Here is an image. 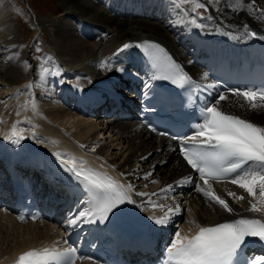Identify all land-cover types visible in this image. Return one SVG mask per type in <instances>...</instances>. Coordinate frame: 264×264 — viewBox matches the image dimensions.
Returning a JSON list of instances; mask_svg holds the SVG:
<instances>
[{"label": "bare ground", "instance_id": "6f19581e", "mask_svg": "<svg viewBox=\"0 0 264 264\" xmlns=\"http://www.w3.org/2000/svg\"><path fill=\"white\" fill-rule=\"evenodd\" d=\"M2 1L0 0V148L3 147V144H15L11 137L14 127L22 137L19 142H22L31 151L37 150V147L46 148L48 146L45 144L44 138L37 137L36 133L38 132L62 134L67 139L71 138L69 132H72V136L80 140L79 143L82 147L91 142L92 146L87 145V147H91L92 150L98 147L104 153L107 152L105 156L109 162L103 159L105 162L99 160L96 164L115 176L121 175L126 178L127 185L131 184L135 189V195L141 191L144 193V185L148 184L145 183L146 177L150 178L151 187L161 182L176 189L177 182L189 175V171L176 155L173 145L169 141L146 132L133 119L132 115L128 118L122 117L124 113L126 114L122 109L121 115H113L114 120L107 123L104 118L99 117L92 120L84 119L77 115L73 108L65 107L62 100L55 98L58 96L57 93L64 88L59 85L60 78L65 77L67 80H72L71 75L74 77L78 75L85 81L89 79L86 71H91L92 75H96L92 80L102 82L103 79H111L115 75L126 79L128 72L134 73L137 69L140 72H136L137 78L144 74L151 79L152 69L149 65L144 64L139 47H135L140 44L142 39L153 40L161 44L179 59L182 66L191 75L202 80L206 76L201 74L203 71H199L194 60L203 54L209 55L205 50L207 43L203 41V37L226 32L231 34L234 39L242 41L246 49H264V39L248 36L244 29V26L247 25L258 36H264V21L260 19L261 11H264V0H255L254 8L260 5L262 7L260 12L254 11V8L250 10L249 6L252 5L253 0H243L242 7L237 3V0H216V2L210 0L214 6L212 13L205 21L195 20V25L190 23L192 18L188 4L178 10L172 0H90L91 2L60 0L64 12L55 21V32L50 38L44 34L46 22L38 17L30 4H27L26 12L31 15V23L34 25L33 36H37V33L43 29L41 34L45 38L46 44L53 47L58 58L62 60L61 63H55L56 68H53L54 65L52 67L50 65L56 61L51 54H48L47 60L36 62L38 51L34 48L37 49V47L31 46L30 41L25 45L22 44V39L18 38L15 30V24L9 19V16L7 18L3 14L6 8ZM234 8H239V10L234 11ZM225 42H229V40H225ZM124 44H130L133 47L120 52L119 49ZM9 57L15 58L9 59ZM109 60L114 62V66L111 70H105L101 66L102 62ZM198 64L202 65L201 62ZM116 65L124 69L123 73L116 70ZM41 66L48 74L42 73L41 70L38 71ZM66 79L61 82L65 83ZM31 83L42 96L37 94L36 99L32 98ZM16 89L21 90V102L18 108L11 110L14 112L10 118L11 121H5L1 112ZM224 95L227 99L216 102L218 109L264 127V108L253 110L239 96L236 98L229 93ZM238 98L243 102H240ZM43 100H51V105H47L48 103ZM39 103H42V107L39 106ZM229 103L233 105V108L226 106ZM43 108H50L49 118H46ZM30 120L35 121L36 131L29 125ZM12 121L14 122L10 123ZM106 130H109V136L111 134L116 138L115 140L118 142L114 146L119 145L120 150L113 152L110 144L109 148L107 144L99 140L105 135ZM26 134L29 138L26 137V141L23 142ZM115 140H112L113 143ZM142 157L145 159H141ZM90 160L93 159L90 158ZM138 162L143 166L141 170H135V165ZM139 179L142 182H139ZM152 179L158 180V182L154 183ZM199 183L203 184L201 181ZM210 183L216 194L224 198L233 208V212L228 213L219 205L205 199L201 193L194 189L189 195L182 192L180 195L194 204L196 222L212 224L220 220L263 216L250 211L251 203L259 205L258 198L253 200L243 189L228 181L219 183L210 181ZM229 192H235L237 196L243 195L244 199L236 200L228 195ZM151 197L152 195L146 194L141 199L147 198L149 201L152 199ZM142 206L148 208L147 203H143ZM3 219L7 222L10 220L8 217L0 215V264H8L10 254L17 255L31 246L39 245L44 240L48 243V241H56L60 237V231H57L59 229L54 226L55 223L20 224L15 222V225L12 223L9 225ZM13 227L21 228L22 234L16 230L12 231ZM20 236L23 237L20 239ZM10 237H12V242L9 240Z\"/></svg>", "mask_w": 264, "mask_h": 264}, {"label": "snow or ice", "instance_id": "6c2138e0", "mask_svg": "<svg viewBox=\"0 0 264 264\" xmlns=\"http://www.w3.org/2000/svg\"><path fill=\"white\" fill-rule=\"evenodd\" d=\"M172 3L178 10L182 9L185 4H192L193 12L207 8L201 0H172ZM237 3L241 7L243 6V0H237ZM254 4L255 0L249 6L250 10L254 8ZM233 10L238 11L239 8ZM260 19L264 21V11H261ZM190 23L195 25V19ZM244 29L248 36L264 39V36H258L247 25L244 26ZM130 47L133 45L124 44L119 51L123 52ZM135 47L144 48L152 66L159 68V58L148 51V48H154L162 52L163 49H160L159 45L145 42L144 45H136ZM36 51H40L39 47ZM14 58L9 57V59ZM47 59L45 57V60ZM101 66L105 70H111L114 62L111 60L104 61ZM115 67L117 71L123 73L122 67L118 65ZM171 69L169 75L156 77L153 73V78L171 80L173 84L182 88L185 85L192 86L191 77L183 72L181 66L173 62ZM41 72L48 74L43 68H41ZM233 94L246 101L253 110L264 108V88L233 90ZM225 99L227 97L221 94L217 103ZM191 127V134L185 136L180 142V152L187 165L197 174L195 180L201 181L203 184L194 183L192 175L183 177L177 183L192 184L194 190L201 193L205 199L219 205L228 213H232L233 208L224 198L216 194L210 183V181L218 183L228 181L243 189L253 200L258 198L259 205L251 203L250 211L264 215V127L226 114L219 110L215 104L206 106L200 122ZM160 135H165V133H160ZM11 137L15 144H18L22 138L15 127ZM173 139L179 138L173 137ZM56 155L64 170L72 176L78 187L86 194L82 201L84 207L69 219V225L93 224L97 221L103 223L109 219L110 214L114 212L119 214L120 211H123L121 206L136 203L130 195L131 192L135 191L131 184L125 188L124 185L105 174L92 169L76 167L75 160L72 161L73 166L68 167L63 159V154L58 153ZM141 159H145V157ZM169 190H172L171 186H169ZM136 195L144 197L146 194L137 192ZM228 195L236 200L244 199L243 195L237 196L235 192H229ZM149 203L152 202L149 200ZM152 207L154 210L165 211L163 217L152 218L153 222L159 226H166L171 221L172 216L181 212L179 205H176L174 209L167 208L166 210L165 206L160 204L152 203ZM18 219L23 222L25 218L18 217ZM246 243H256L264 247V221L256 218H239L215 226L199 227V231L191 238L181 236L180 231L177 230L174 239L169 242L165 250L164 264H264V257L240 259ZM82 259L89 258L78 256L76 249L72 247L65 253L46 248L42 252H25L19 257L18 264H49L50 261H60L61 264H76L77 260Z\"/></svg>", "mask_w": 264, "mask_h": 264}, {"label": "rangeland", "instance_id": "374dc122", "mask_svg": "<svg viewBox=\"0 0 264 264\" xmlns=\"http://www.w3.org/2000/svg\"><path fill=\"white\" fill-rule=\"evenodd\" d=\"M3 1H2V4L6 8L5 12L3 14H5L7 16V18L9 16V19L11 21H13V23L15 24V30L17 32L18 38L22 39V44L25 45L30 41L29 43L31 46L35 45L36 47H39L40 51H38V57L36 58L37 59L36 62H38L39 60L42 61L43 59L45 60V57H48L51 53H49V52L45 53V49H46L45 46L47 44L45 45V43H44V40H45L44 37H43L44 38V40H43L42 36H39L38 39H36L37 40V42H36V40L33 36L34 35V27L33 26L34 25H32V23H31V21H32L31 15L26 12V6H27V4H30L31 8L33 10H35V12L38 14V17L46 22L44 34L46 35L47 38H50V36L54 35L53 33L55 32L54 31L55 30V26H54L55 21H57V19L64 12V8L61 5L60 0H29V3H27V2L25 3L26 0H6L5 4ZM87 1L91 2L90 0H87ZM201 2L207 6L206 11H205V8H201V9H198L196 12H193L192 11V8H193L192 4H188L189 9L191 10L192 17H196V15H195L196 13H199V14L205 13V14H200L198 16V18L203 19V20L200 19L199 20L200 22L206 20L205 18L207 17V15H210L212 13L213 7H214L213 4H211L210 0H201ZM253 10L256 12L261 11V9L257 10V8L256 9L254 8ZM193 19L194 18H192V20ZM196 21H198V20H196ZM37 27H40V26H37ZM40 28L42 29L43 27H40ZM42 30H40V32H38L37 35L41 34ZM51 49H53V47ZM34 50H36V49L34 48ZM52 57L55 58L54 60L56 62H53V64H51L50 66L52 67L54 65L55 67L53 66V68H56L55 63H59V62L61 63L62 60H60L59 58H56V57H58L56 53L54 56L52 55ZM41 68H42V66L38 68V71H40ZM3 88H4V85H3ZM21 97H22V94H21L20 89H16L11 94L9 100L7 101V104L4 106L5 108H3L2 112H1V116L4 118L3 120L11 121L10 120L11 114H12L11 110L19 107V104L21 102ZM44 101L45 100H43V102ZM47 102H49V101H47ZM41 104L42 103H39L40 107H42ZM45 105L46 104L44 103V106ZM47 105H49V104H47ZM115 139H116L115 137H112L111 141L110 140L106 141L110 144L111 151H113V152H116V151L120 150V148H121L119 145L114 146V144H116V142H118ZM112 140H115V143H113ZM110 142H112V143H110ZM109 144H107V145L109 146ZM111 144H113V145H111ZM110 146H109V148H110ZM188 217L190 219H193L194 213H189ZM11 228H12V226H11ZM15 230H16V232L22 234L21 228L13 227L12 231H15ZM23 236H26V234H23ZM23 236H20V239ZM11 238L12 237H10V239H9L10 242H12Z\"/></svg>", "mask_w": 264, "mask_h": 264}]
</instances>
